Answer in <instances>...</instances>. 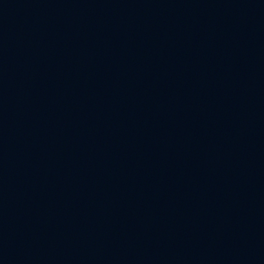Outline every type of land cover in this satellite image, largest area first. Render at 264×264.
Segmentation results:
<instances>
[{"label":"water","instance_id":"water-1","mask_svg":"<svg viewBox=\"0 0 264 264\" xmlns=\"http://www.w3.org/2000/svg\"><path fill=\"white\" fill-rule=\"evenodd\" d=\"M0 264H264V0H0Z\"/></svg>","mask_w":264,"mask_h":264}]
</instances>
